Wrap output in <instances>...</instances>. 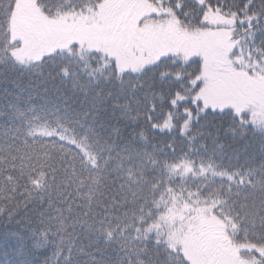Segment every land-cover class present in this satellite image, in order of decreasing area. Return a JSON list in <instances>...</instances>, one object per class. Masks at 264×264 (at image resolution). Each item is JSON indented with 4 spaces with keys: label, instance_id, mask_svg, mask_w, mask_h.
Returning <instances> with one entry per match:
<instances>
[{
    "label": "trees",
    "instance_id": "16d2710c",
    "mask_svg": "<svg viewBox=\"0 0 264 264\" xmlns=\"http://www.w3.org/2000/svg\"><path fill=\"white\" fill-rule=\"evenodd\" d=\"M16 1L0 0V155L18 158L0 172V264H158V253L160 264H197L152 227L157 209L144 181L157 164L172 190H196L198 205L218 216L221 234L204 236L264 242V229L232 218L227 195L239 187L241 198L264 199V125L251 118L263 89L232 88L229 73L264 57V0H148L176 26L156 33L160 56L143 67L120 59L128 51L119 28L106 62L78 45L28 57L43 51L56 15L96 0H24L41 13L33 6L21 18L42 15L39 30L11 22ZM229 41L237 44L222 64L215 49Z\"/></svg>",
    "mask_w": 264,
    "mask_h": 264
},
{
    "label": "rangeland",
    "instance_id": "374dc122",
    "mask_svg": "<svg viewBox=\"0 0 264 264\" xmlns=\"http://www.w3.org/2000/svg\"><path fill=\"white\" fill-rule=\"evenodd\" d=\"M30 1V0H29ZM125 1V0H123ZM28 1H25L21 4L18 10V14L15 17V23L21 28V27H32L33 29H38L39 30V24L41 23L43 17L42 15H39L38 18L32 19L31 21L27 22L25 19H22L20 14L22 12H28L31 11V7L36 5H27ZM81 18L78 19V23H73V24H68L67 26H64V28H68V30H64L63 32V37L60 39H67V36L72 34V31H79L81 35L85 32L82 29L79 28L81 26L82 28H85V24L81 23ZM144 35L146 38H154L156 36V33L153 32L152 30H147L144 32ZM166 40H170L169 34H165L163 36ZM72 41L68 40L67 42ZM234 47L233 42H227L224 46L218 45L217 48L215 49V55L218 58V61L222 64L229 62V54L231 50ZM130 51V55L132 57V61L134 64L141 65L143 62L147 61L150 57L145 56L146 55V50L145 48L141 45L140 41L136 39L134 35V39L126 44V48ZM152 57V56H151ZM32 58V57H30ZM229 73L234 77L235 82L230 84V87L232 88H237L242 85H249L251 83H254L258 88H262L263 90L261 92L260 97H252V101L254 102V110L252 111V118L255 124L257 125H264V77H259V78H254L250 76L246 70L236 68L231 66ZM219 76L223 77L222 73H219ZM212 78V77H210ZM256 79V80H254ZM240 85V86H239ZM243 87V86H242ZM191 206V204L187 201H181V200H176L174 203L172 202V207L175 211H182L184 208ZM200 208L199 207H194L190 210H185L182 211V215H184L185 219L184 221H187L185 225H182L181 222H177V228L178 229V235L181 238L189 236V230L194 229V231L200 236L201 229L199 226V218L198 215H202V212H198ZM162 231H167L168 226L165 225ZM199 241V238H194L192 239V244L196 245ZM260 251L262 250L261 248L259 249Z\"/></svg>",
    "mask_w": 264,
    "mask_h": 264
},
{
    "label": "snow or ice",
    "instance_id": "6c2138e0",
    "mask_svg": "<svg viewBox=\"0 0 264 264\" xmlns=\"http://www.w3.org/2000/svg\"><path fill=\"white\" fill-rule=\"evenodd\" d=\"M17 161L18 158L15 155L10 156V158L0 155V172L16 168ZM19 162L21 164L25 163L23 159H20ZM159 166L160 165L157 164L153 167V175L150 179L144 181L147 184L152 196L155 198L157 212L153 214V219L155 220L154 226L158 230L163 229L169 222V218L165 215L164 211L169 209V201L171 200L174 203L176 200V196L173 193L172 188L169 186L172 183L171 178L169 177L165 180L163 174H156V168ZM172 171L174 172L175 168H173ZM249 187L254 188L253 185H249ZM227 195L229 200L232 201L231 208L234 212V216L232 218L235 221L242 225L249 226L252 229H264V199L257 203L255 200L250 201L247 196L241 198L239 187L235 193H233L232 188H229L227 190ZM233 196H235L234 201ZM155 243L157 248L162 247L159 240L155 241ZM164 259V254L158 253V264H160V262Z\"/></svg>",
    "mask_w": 264,
    "mask_h": 264
}]
</instances>
